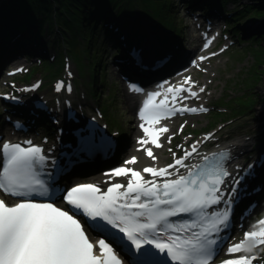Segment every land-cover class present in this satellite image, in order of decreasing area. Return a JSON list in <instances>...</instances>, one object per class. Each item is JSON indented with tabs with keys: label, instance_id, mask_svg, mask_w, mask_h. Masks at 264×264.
<instances>
[{
	"label": "snow or ice",
	"instance_id": "6c2138e0",
	"mask_svg": "<svg viewBox=\"0 0 264 264\" xmlns=\"http://www.w3.org/2000/svg\"><path fill=\"white\" fill-rule=\"evenodd\" d=\"M185 82L194 83L191 77H185ZM60 87L58 85L57 90ZM130 88L142 91L135 85ZM67 90L71 92V85ZM168 91L188 92L191 97H197L191 87L169 88ZM203 91L204 88H200V92ZM159 95L155 91L147 94L139 109L142 121L159 123L161 110L168 102L166 97L158 105L152 104L153 98ZM171 99L176 101L178 97L173 95ZM200 111L207 109L184 105L167 110L169 116ZM140 127L147 139L139 138L138 144L163 147L159 134L169 132L167 126L152 128L142 123ZM167 140L170 143L171 137ZM81 142L84 150L92 147L87 136H82ZM24 144L28 146L7 141L0 145L3 155L0 191L18 201L9 205L0 198V264H123L116 247L130 254L133 264H154L161 254L159 264H168V261L209 264L213 246L218 244L210 235L226 227L231 214L232 200H225L219 187L230 173L218 160L210 165H187L184 161L197 151L195 144L190 151L185 150L182 157L173 153V163L165 167H145L142 172L124 166L112 169L105 173L109 177L106 189L95 183H78L66 189L62 199L68 210L52 202L56 199L55 192L50 193L47 181L41 178L44 173L48 181L55 180L52 172H45L48 157L43 154V149L30 140ZM143 150L156 160L152 147ZM203 160L208 161L209 157L204 156ZM136 162L137 157L133 156L125 164ZM52 164L55 165L54 160ZM180 168H184L186 174H181ZM145 173L153 179H144ZM113 176L127 177V183H113ZM233 193L235 186L229 197ZM222 202L227 205L223 211L208 212L209 208ZM180 214H190L194 219L182 222L171 219ZM78 216L84 217L88 227L104 238L92 242ZM209 216L216 219L208 220ZM258 235L261 239L254 246L264 244V230L244 234L245 238ZM241 244L230 245L227 252H239ZM255 259V256L241 255L225 259L221 264H252Z\"/></svg>",
	"mask_w": 264,
	"mask_h": 264
},
{
	"label": "rangeland",
	"instance_id": "374dc122",
	"mask_svg": "<svg viewBox=\"0 0 264 264\" xmlns=\"http://www.w3.org/2000/svg\"><path fill=\"white\" fill-rule=\"evenodd\" d=\"M168 1H169V5H167L166 8V15L171 20V24L174 25L180 31L179 34L185 35L183 38H181V41L182 39L183 41L189 40L188 30L190 28V23L188 20L189 18L188 15L185 14V11L178 5V3L176 2L174 3L173 0L172 1L168 0ZM250 2L259 3L260 0H238L237 4H235L233 1L227 3L225 5V8L227 9L226 11L227 13L221 15L220 18H218L217 20V22L219 23L218 25L219 26L224 25L225 22L222 21V19H226L227 16L229 15L234 17L235 13L232 14L231 12H233L235 9L236 10L241 9L243 4ZM134 10H136V14L133 13ZM9 12H11L9 14L10 16L7 15L6 17H3L4 12L0 11V30L2 27L5 26V24L8 23V26L2 28V33L8 32L11 29H17L18 22H16L17 21L16 18L18 16L19 19L23 18L22 13L19 10L12 9ZM113 13L115 16L111 17V19L117 20L116 17L119 18L120 15L117 14L116 7L115 9H113ZM137 14L140 15V17L142 18L141 23L143 25L145 24L146 21H150L149 20L150 18L148 19L146 16H143L142 12L137 7H134L133 10L129 12V17L131 22L133 21L134 18L137 22H140V19L137 16ZM53 15L54 14H52V16ZM253 17L256 20L253 19ZM228 20L229 22H232V20L234 19L230 18ZM13 23L16 26L13 27ZM239 23H241V26L243 28L242 36L246 38L245 40H247L248 37H250L251 35L253 36V34L255 33L260 35L263 34L262 30L264 28V16L262 17L255 15L243 16V21L238 20L236 25L239 26ZM151 26L154 29L152 23ZM234 26H232L231 28L227 27V30L231 29L230 32L227 31L229 34L234 33V30H232ZM246 28H250V29H246ZM256 29L259 30L260 32L257 31ZM100 31H101L100 26L97 25L96 32L91 31L90 28H85L84 33L79 31L78 33L76 32L74 35L75 47L77 49H81L82 52H84L80 62V67L82 70L80 73H78L76 67L79 66V64L74 62L75 60L71 59V57L67 53L66 47L64 46L66 41L62 38L58 30L53 29V31L51 32L52 33L51 39L48 40V38H42V42H44V45H41L39 43H34L32 46H39L41 50L45 49V47L47 46L48 47L50 46V48H47L46 51H47V56L54 55L53 57L54 61L52 65H58L59 56H61L62 58L63 55L65 54L68 57L70 69L74 73L76 86L77 87L80 86L81 83H83L85 80L87 81L89 80L91 82L90 90L92 93L90 97H93L94 99L93 102L94 106L99 104V106H104V110L106 108L107 110L106 114L113 120V123H110L111 126L112 127L115 126L117 129L121 131L120 133L121 136H119V140L121 142L119 141L118 146L119 147L123 145L127 146V144H129L130 142L129 139L133 131L132 123L130 121V118H132V107L130 104L126 103L123 94V87L122 85H120L119 79L118 82L116 83L113 81L115 80V77H119V76L116 73L115 67L111 64L110 61L113 58V54L111 51H109V49L106 48L105 50L106 42L104 41V37L100 36ZM142 32H144L143 27L142 30L139 31V33L141 34ZM82 33L83 35L84 34L86 35V38L84 39L82 38L83 36ZM87 34H89V37H87ZM54 37L64 41V44L61 46L60 51H57L56 47H53L50 44ZM229 40L232 39L231 37L228 36L226 39H222L220 41V44H225ZM252 40L253 41L251 43L235 42L231 44L228 48L225 49L224 52L219 53L218 55H216V57H211L209 61L201 64L198 68H194L191 71V74L194 79L199 80L201 84H207V89L203 93L199 101L202 105L208 107V109L211 108V111L208 112L207 114H200L201 116L199 117H184L183 120H185V128L180 134L176 132L175 126L176 124L180 123L181 119H177L173 127V132L176 134L177 139L185 140L192 136L191 132L196 134L195 137L197 136L200 137L201 134H204L205 132L209 131L213 134H216L218 132L217 135L220 138L219 140H221L229 132L238 135L239 133L251 134L254 131L251 117L254 119V116L257 114L258 109H262V111H264V73L259 74L258 75L259 77L256 80V78L254 79V77L250 72L252 70V66H255V64L257 62H260L261 59L264 60V53L260 52V54H258L256 49L258 44L254 41L255 39ZM46 42H48V44L45 46ZM217 45L215 46V48H217ZM259 45H264V38L263 40L260 41ZM41 50L39 49L38 51L34 50L35 56H41ZM176 57H179V55H177ZM94 58L101 60L99 61V64L97 66L90 65V63H93L92 61L96 62ZM186 59L187 57H185L184 62L186 61ZM55 60L57 63L55 62ZM32 63L34 64V62ZM32 63L24 62L23 65H31L33 70H35V68L37 69L36 71L37 73L34 76L35 78L41 77L43 79V82L41 84L43 88H41V90L39 91V93L42 95L44 93L43 92L44 89L47 86L49 87L50 82L54 76H52L49 79V76L43 71L42 69L43 66H41V63L34 65ZM7 65L4 66V62H1L0 71L3 68V66L7 67ZM260 67H262V65H259L258 68ZM99 69H101L100 74H99ZM255 72L258 73V70ZM2 73L3 71L1 72L0 77ZM17 75L19 76V74ZM14 77L11 78L14 79ZM21 78H22L21 76L18 77L20 82L22 81ZM99 78L100 81H98ZM242 92H244L243 95L244 97H247L249 99H255L256 104L249 107L244 106L245 108L243 109L239 100V98L243 97L241 96ZM75 94L76 92H74L72 95L74 96ZM228 97L234 98L229 103L231 107L234 105L236 108L240 107V109H243V111H241L240 114L242 119L239 121L238 124L230 123L232 120L236 119L237 117L236 118L231 117L232 115H234V113L232 111H228L227 107L220 108L222 111L218 113L217 112L218 107L212 106L217 104L219 100L222 102L226 101ZM70 99L73 100L72 97H70ZM94 106H90L92 111L94 110ZM229 117H231L229 120H225ZM213 120H217V123H213ZM211 124L212 126L209 127V125ZM169 136L171 137V133L167 132L163 138L166 141V146L171 145L175 142V140L172 139L171 137V142L169 143L167 140V137ZM134 137H136V135H134ZM260 138L261 137L258 136L255 138L256 140L253 149H255L256 146L261 143L262 139ZM251 153H253V151ZM169 159L170 156L167 155L165 158L162 159V161L166 162ZM263 196H264V190H263ZM261 213H264L263 198L262 200H260V208L255 214V216ZM256 251L264 259V245L259 247Z\"/></svg>",
	"mask_w": 264,
	"mask_h": 264
},
{
	"label": "trees",
	"instance_id": "16d2710c",
	"mask_svg": "<svg viewBox=\"0 0 264 264\" xmlns=\"http://www.w3.org/2000/svg\"><path fill=\"white\" fill-rule=\"evenodd\" d=\"M122 1H124L127 5L125 6L126 10L124 11L132 10L134 6H137L148 16L153 18L155 17V19L163 26L169 25L172 29V32L170 33H175V29L172 28L171 20L166 15V8L167 5H169L168 0H0V11L4 12L3 17L9 15L11 13L9 11L12 9L21 11L23 18L19 19V16L16 18V22H18V28L31 25L25 34V40H29V38L30 40L39 38L45 29L46 31H49V29L51 30L54 28L59 31V33L66 39L67 44L70 45L74 42V35L76 31H81L84 33L85 28H90L91 31L96 32L97 25L101 23L109 9H114L116 7V10L120 11V9L124 7L121 5ZM177 1L178 0L175 2ZM214 1L215 0H210V3H213ZM227 1L228 0H218V2L223 6ZM232 1L235 2L238 0ZM101 4L104 6L101 7ZM52 14L54 15L52 16ZM248 15H255L259 17L264 16V0H260L259 3L250 2L243 4L241 9H239L235 16L232 17L234 21L229 23V27L234 25V27H237L236 24L239 20V17ZM43 23L46 28H43ZM236 30L238 29L236 28ZM262 33V35L255 33L250 37V40L255 38V42L258 44L256 47L258 54H260V52L264 53V45H259L260 41L264 38V32ZM87 37H89V34H87ZM82 38H86V35L84 34ZM70 50L71 55L79 64V70L82 71L80 67L83 53L82 50L77 49L75 47V43L71 44ZM95 61L96 62L92 61L93 63H90V65L97 66L101 60L95 59ZM59 62L60 57H58V63ZM47 64L48 63H44L43 68ZM259 65H262V67L258 68ZM261 68L264 69L263 59H261L260 62H257L255 66H252L250 73L254 79L256 78L257 80L259 77L258 75L264 73V70ZM57 69H60L59 64L56 66V68L47 69V74L51 75ZM257 70L258 73L255 72ZM32 75H35V72L26 74L23 79H29ZM243 95L244 92L241 94V96ZM239 100L243 109L245 108L244 106L249 107L256 103L255 99H249L244 96L239 98ZM243 109H240V107L236 108L234 105L231 107V111L234 114L241 112Z\"/></svg>",
	"mask_w": 264,
	"mask_h": 264
},
{
	"label": "bare ground",
	"instance_id": "6f19581e",
	"mask_svg": "<svg viewBox=\"0 0 264 264\" xmlns=\"http://www.w3.org/2000/svg\"><path fill=\"white\" fill-rule=\"evenodd\" d=\"M178 5H179V1H177ZM115 9V8H114ZM113 10V9H112ZM213 12L209 13L208 15L212 17L213 20H218V17L221 16L222 13H224V11L219 12L216 8H212ZM142 15L145 16V13L142 11ZM15 20V19H14ZM141 24V27L144 28V33L143 35L139 38L138 40V44L141 47V49L143 50L144 56L145 58L147 57V55L149 54V51H151V49L154 47H158L159 49H161L160 51H164V52H171L173 51V47L172 46H166L164 45L162 47V40L161 38L156 35L155 30L152 28L151 26V22L150 21H146L144 25ZM5 26H8V23L5 24ZM4 26V27H5ZM16 26L13 23V27ZM3 27V28H4ZM167 29H169V27H167ZM2 28L0 30V39L2 38ZM246 38L242 37V41H244ZM255 39V38H253ZM255 41V40H254ZM117 42V41H116ZM75 42L71 43L74 44ZM119 43V42H118ZM71 44L68 46L70 47ZM124 45H127V43H125ZM59 46H62L61 44ZM50 48V46L45 47V49ZM122 49V45L119 43L118 47H116V51L119 52V50ZM35 51H38V48L36 47L34 49ZM185 50V47L182 49ZM64 57H67L66 55H64ZM111 61V60H110ZM132 61V60H131ZM16 65L19 63H15ZM157 65V59L156 61H154V63H152V66H156ZM15 66V65H14ZM137 67V66H135ZM157 69V68H156ZM90 84L91 82L88 80H85L83 83H81L80 86H76V84H72L71 85V89H73L76 94L73 96L72 92H69L68 90L64 89V88H60L58 91L54 92V95H52V102L50 104V110L47 111V113H53L54 115H56L58 117V119L52 121H49L47 128L49 129L50 126L52 127H57L59 125H64V123L66 125H69L71 123V126H74L76 123L72 120V119H76L78 117L77 113H74L72 118H66L65 116H67V112L68 110L71 109L72 104L71 101H68V103L63 104V106H61V104L57 101V99H59V97L62 95H64V97H72L76 106L74 107L78 114L82 115L83 118L85 117V113L81 111L84 110V108L86 106L90 107L93 106V102L94 99L93 97H90L91 95V90H90ZM206 86V84L204 85ZM124 96L127 99V103H130V99L131 96H127L125 95V92H123ZM30 96V93L28 92H24L23 93V97L28 100ZM69 108L65 111V115L63 110ZM262 109H258L257 110V114L254 116L253 122H255L256 125V129H257V134L264 132V111H262ZM201 115H192L190 117H199ZM36 117L37 115H35V118L32 119L33 122L36 121ZM10 120L9 122H13L15 120V118H17V115L13 112L10 116H9ZM242 119L241 116H238L236 119L232 120L230 123L231 124H238L239 121ZM130 121L132 123V135L130 136V141H132L133 143H131L130 148L128 149H124L125 152V157L129 154L134 155L135 157H137V162L132 164V166L134 168H141L142 166L146 165V164H156L157 166L159 165H163L165 164V162H162V158L164 156V149H165V144L166 141L163 139V136L165 135V133H163L162 137L160 138V142L163 144L162 148H156L153 147L154 152L153 154L156 156V160L153 161L150 157H148L146 154L143 153V149L145 148V146H141L140 144L137 143L136 139L134 138V135H136L137 133H139V128H138V124H137V120H133L132 118H130ZM9 122L6 123L7 128H10L13 124H10ZM9 126V127H8ZM170 128V126H169ZM54 129V128H52ZM218 133V132H217ZM216 134H210L208 138H204V134L200 137L197 138L193 141V144H198L199 146L204 145L207 142H211L212 140H218L220 139L219 136ZM52 135H58L55 131L52 133ZM202 138H204L202 140ZM256 138V136H255ZM79 147L82 146V142H81V137L77 138L75 141ZM199 142V143H197ZM220 143L224 146L229 147V149L233 152V154H235V158H239L241 156L242 153H244L247 150H251L255 144V140L252 134H241L239 133L238 135H236L235 133L229 132L226 136L223 137V139H221ZM262 145H259L257 147V151L259 152L262 148ZM140 149V150H138ZM131 158V157H130ZM129 158V159H130ZM112 164H110L109 166H111ZM108 166V167H109ZM107 168V167H105ZM95 175H99L101 172H94ZM90 175V174H88ZM94 174H91L90 176L94 177ZM79 177V176H78ZM81 177V176H80ZM249 180H251V177H248ZM97 179H102L101 176L97 177ZM235 215L236 213L233 212ZM238 217V215H237ZM237 221L234 222L233 226H236Z\"/></svg>",
	"mask_w": 264,
	"mask_h": 264
}]
</instances>
